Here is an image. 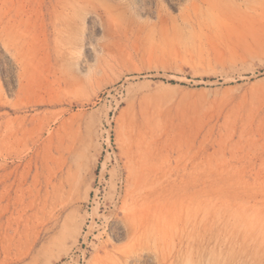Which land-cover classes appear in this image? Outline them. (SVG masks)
I'll use <instances>...</instances> for the list:
<instances>
[{"label":"rangeland","instance_id":"374dc122","mask_svg":"<svg viewBox=\"0 0 264 264\" xmlns=\"http://www.w3.org/2000/svg\"><path fill=\"white\" fill-rule=\"evenodd\" d=\"M0 264H264V0H0Z\"/></svg>","mask_w":264,"mask_h":264}]
</instances>
